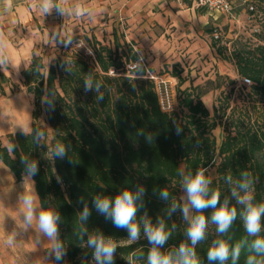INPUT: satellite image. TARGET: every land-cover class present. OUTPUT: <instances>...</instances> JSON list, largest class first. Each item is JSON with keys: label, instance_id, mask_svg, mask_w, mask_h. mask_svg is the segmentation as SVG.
<instances>
[{"label": "trees", "instance_id": "trees-1", "mask_svg": "<svg viewBox=\"0 0 264 264\" xmlns=\"http://www.w3.org/2000/svg\"><path fill=\"white\" fill-rule=\"evenodd\" d=\"M112 35L113 46L92 34L86 39L90 55L77 50L65 52L57 55L47 69L42 56L33 52L21 70L25 91L33 98L32 134H6L8 144L15 145L12 153L0 138V160L17 180L24 176L21 158L35 160L39 172L32 181L41 206L61 215L59 238L66 254L60 261L52 257L39 264H93L96 261L87 240L97 233L116 240L113 264H130V256L131 264H147L151 246L143 232L137 242L131 243L126 230L114 227L92 207L96 195L115 197L124 188L135 191L141 186L145 189L144 206L138 219L145 213L153 224L158 218L164 219L172 236L162 251L178 248L181 242H187V225L179 210L169 217L167 209L173 198L183 203L181 173L194 174L199 168L208 169L206 175L212 180L211 188L220 191L221 203L227 198L229 207L237 208V218L225 234L218 233L211 222L213 209L205 210L206 238L196 246L200 264H219L207 257L217 239L226 240L230 248L241 244L236 264H246L249 255L260 258L250 248L256 237L245 231L240 215L244 206L236 203L232 190L236 188L243 195L237 182L247 172L252 181L253 203H264V20L254 33L255 42L236 41L228 54L217 39L211 42L223 58L234 62L242 80L249 79L247 96L253 102V110L232 106L230 95H225L222 101L217 99L219 104L211 113L202 100L207 90L199 85L179 88L175 107L163 110L155 82L140 60L139 49L123 33L114 29ZM134 63L136 67L130 68ZM148 70L152 71L149 67ZM173 76L179 78V85L183 82L179 72ZM89 78L93 87L86 92L85 80ZM10 81L0 70L1 92ZM96 83L101 84L99 93ZM100 94L103 100L97 99ZM41 114L48 127L39 121ZM177 125L182 129L179 135ZM217 126L223 132L220 142L214 134ZM37 130L44 132L39 144L33 139ZM149 135L151 143L147 141ZM56 143H64L68 148L63 160L51 158ZM164 188L170 193L168 201L159 196ZM81 197L91 210L83 224L87 229L83 238L78 219L84 207ZM259 235L264 237V216ZM225 264H232L231 257Z\"/></svg>", "mask_w": 264, "mask_h": 264}, {"label": "clouds", "instance_id": "clouds-1", "mask_svg": "<svg viewBox=\"0 0 264 264\" xmlns=\"http://www.w3.org/2000/svg\"><path fill=\"white\" fill-rule=\"evenodd\" d=\"M11 3V0H9ZM55 7L63 14L64 9L59 3L54 4L53 0H43L41 11L50 13ZM78 14H83L81 9H77ZM2 47V46H0ZM5 61L0 59V64ZM93 87L92 80H85V91L91 90ZM101 88L100 83H96L95 89L99 93ZM98 100H103V94L97 96ZM176 134L179 135L182 129L177 125ZM22 134L31 135L32 128L25 124L22 126ZM142 134V133H141ZM44 138V132L37 130L33 137L34 141L39 142ZM147 141L151 143L152 136H147ZM199 142H197V145ZM15 145L9 143L7 150L9 153L14 151ZM68 155V148L64 143H56L51 149V158L65 159ZM71 162V161H70ZM21 163L24 165V179L32 180V177L38 174L39 167L35 160H29L27 157L21 158ZM207 168H199L193 174L181 173V188L184 196L181 197L183 203H178L176 199H172L170 207L167 209V215H171L179 210L183 220L186 222L185 236L187 242H181L178 248L172 251L164 252L162 249L172 236V231L168 229L166 222L162 218H158L156 223L147 217L146 213L139 216L138 213L143 205V196L145 189L143 186L135 191L124 188L118 192L115 197L107 195H96L92 199V207L96 212L102 215L105 220H110L114 227L124 229L128 233V240L131 243L137 242L141 238L143 232L151 246L147 253V264H200V259L196 252V246L206 238L208 228V217L204 214L205 210L213 209L211 214V222L216 225V231L220 234H225L233 225L237 218V208L229 207L227 198L221 203V193L218 189L211 188L212 180L206 175ZM242 179L237 182V187L243 191L241 195L236 188H233L232 195L236 197V203L243 205L244 209L240 213L244 222V228L248 236L256 237L250 245L251 250L260 254L257 256L249 255L246 264H264V237H260L261 219L264 216V203H253L252 181L248 179L249 173L243 172ZM229 182H232V177H227ZM58 182L60 178L57 177ZM161 199L168 201L170 197L169 191L164 188L159 191ZM22 223L21 228L27 231L35 225L37 235L47 238L49 243L50 257H54L56 261L63 259L65 248L63 242L59 238V223L61 215L58 211L52 208H43L40 203V198L35 188L25 190L20 196ZM80 202L84 203L83 210L79 213L78 219L80 222L79 234L87 233V229L83 226L91 215V210L84 198H80ZM173 228L175 225L172 226ZM14 241V236H9L6 243L11 245ZM87 246L93 251V258L97 264H113L114 254L118 247L116 240L111 236H105L102 233L91 234L88 236ZM241 252V244H236L235 247L229 246L224 239H217L213 246L208 249L207 257L209 261H219V264H225L231 257L232 264H236ZM131 264V256L129 257ZM11 264H16V261H11Z\"/></svg>", "mask_w": 264, "mask_h": 264}, {"label": "rangeland", "instance_id": "rangeland-1", "mask_svg": "<svg viewBox=\"0 0 264 264\" xmlns=\"http://www.w3.org/2000/svg\"><path fill=\"white\" fill-rule=\"evenodd\" d=\"M259 1L261 3L258 0H247L248 4L254 6L251 12L241 4L242 0L235 1L236 7L232 15L211 14L204 10L205 16L201 17L199 33L194 36L196 38L190 39L188 45L177 46L176 52L169 60H150L146 53L141 52L147 67L156 74L166 75L171 85L174 105L177 104L179 88L199 85L207 90L202 95V100L211 113L214 106L219 104L217 99L220 98L222 101L225 95H230L232 106H247L253 110V102L247 96L248 85L238 76L234 62L223 58L212 47L211 42L214 39L213 32L217 31L219 33L217 44L227 48L226 54L232 50L236 41L255 42L254 33L259 29L260 21L264 20V0ZM56 3L64 9L63 14L53 7L50 13H43L40 9L36 17L31 11L33 17L29 23L15 21L10 15L8 18L0 17V28L9 32V40L18 50H23L20 54L22 63L19 67L8 66L4 56L5 62L0 64V68L6 69L11 80L10 83L4 84L9 88L8 95L25 90L21 70L29 63L33 52L42 56L47 69L57 55L65 52L77 50L90 55L86 39L92 34L113 46L112 36L106 31L105 21L87 17L89 11L85 8L83 14H78L76 6L68 4L67 0H55L54 4ZM29 9L31 10L30 5ZM7 10L6 12L10 13L11 6H8ZM176 72H179L183 80L180 85L179 78L173 76ZM44 119V114H41L39 121L46 125ZM214 134L217 142H220L223 134L221 126H217ZM1 140L3 144H8L6 135H3ZM180 195L183 197L185 194L182 191ZM9 236H13L10 230L7 236L1 238L0 264H11L13 260L16 264H39L52 258L48 255L50 242L46 237L38 236L35 227L23 230L22 239L14 238L11 245L6 243Z\"/></svg>", "mask_w": 264, "mask_h": 264}, {"label": "crops", "instance_id": "crops-1", "mask_svg": "<svg viewBox=\"0 0 264 264\" xmlns=\"http://www.w3.org/2000/svg\"><path fill=\"white\" fill-rule=\"evenodd\" d=\"M67 1L77 9L88 10L87 17L105 21L106 31L111 36L114 29L123 33L127 41L133 42L140 52L148 55V59L156 61L169 60L177 46L188 45L190 39L194 40V36L199 33L201 17L205 16L204 9L193 6L189 0ZM42 2L43 0H11L9 3V0H0V17L8 18L10 15L15 21L29 23L33 17L31 11L36 17L40 13ZM8 6H11L10 13L6 12ZM8 33L0 28V59L4 56L8 66L19 67L23 50H18L12 44ZM0 70L6 76L9 75L5 68ZM8 91L6 85L4 92L0 91V138L11 132H22L25 124L32 128L31 95L25 90L8 95ZM23 179L24 176L17 180L11 169L0 160V242L9 230L14 238L23 237L19 196L34 187L32 180L23 183ZM34 227L35 225L32 228Z\"/></svg>", "mask_w": 264, "mask_h": 264}, {"label": "built area", "instance_id": "built-area-1", "mask_svg": "<svg viewBox=\"0 0 264 264\" xmlns=\"http://www.w3.org/2000/svg\"><path fill=\"white\" fill-rule=\"evenodd\" d=\"M193 6L197 8H202L211 14H218V15H232L235 7H236V0H189ZM246 8L252 10L254 6L252 4H248L247 0H242L241 3ZM214 39L219 38V33L217 31L213 32ZM136 49V47L134 46ZM140 60L147 68L148 76L154 80L155 87L159 96V101L161 108L165 111L172 110L175 105L172 100V90L169 80L167 79L166 75L156 74L153 71L148 70V67L145 63V60L140 53ZM130 68L136 67V64L129 65ZM244 84H250L249 79H243Z\"/></svg>", "mask_w": 264, "mask_h": 264}]
</instances>
